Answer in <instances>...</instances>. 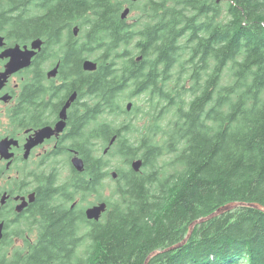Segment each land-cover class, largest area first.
Listing matches in <instances>:
<instances>
[{
	"label": "trees",
	"instance_id": "trees-1",
	"mask_svg": "<svg viewBox=\"0 0 264 264\" xmlns=\"http://www.w3.org/2000/svg\"><path fill=\"white\" fill-rule=\"evenodd\" d=\"M221 2L145 0L134 30L119 0H0L7 35L53 41L67 95L85 99L86 165L40 187L36 238L0 264H264V0ZM90 193L99 222L71 209ZM234 203L249 206L190 233Z\"/></svg>",
	"mask_w": 264,
	"mask_h": 264
},
{
	"label": "flooded vegetation",
	"instance_id": "flooded-vegetation-1",
	"mask_svg": "<svg viewBox=\"0 0 264 264\" xmlns=\"http://www.w3.org/2000/svg\"><path fill=\"white\" fill-rule=\"evenodd\" d=\"M119 1L121 12L130 10L125 20L129 28L136 30L141 19L134 21L133 12L145 0ZM216 3L223 4L221 0ZM1 17L0 10V254L10 255L22 247L16 245L19 241L24 245L25 240L36 238V227L41 221L36 214L42 197L40 187H50L48 178L56 175L58 185H63L71 177L77 183L76 175L85 173V159L80 152L85 140V99L80 100L76 93L77 99L63 119V109L74 92L67 95L63 62H55L53 41H44L40 49L33 51L30 66L22 69L23 56L32 51L34 42L23 43L21 38L7 35ZM13 55L19 60L11 66ZM54 70L56 75H52ZM62 122L65 127L57 130ZM75 158L83 160L82 172L74 167ZM65 159L71 174L61 181L57 167ZM99 203L93 193L79 195L71 209L81 211L87 220L86 211ZM26 226L28 230L23 234ZM32 233L35 237L30 236Z\"/></svg>",
	"mask_w": 264,
	"mask_h": 264
},
{
	"label": "water",
	"instance_id": "water-1",
	"mask_svg": "<svg viewBox=\"0 0 264 264\" xmlns=\"http://www.w3.org/2000/svg\"><path fill=\"white\" fill-rule=\"evenodd\" d=\"M133 2H137L139 0H132ZM130 15V10H125L122 14V20H126L128 18V16ZM74 34L75 36H78L79 34V29L78 28H75V31H74ZM42 41L41 40H36L33 45H32V51H27L28 54L27 56H23V63L21 66L22 69L30 66L31 64V60L34 56V52L35 50H38L41 48L42 46ZM26 53V52H25ZM13 60H12V64L11 66L14 65V63H16V61H18V57L16 56H12ZM139 59H142V58H139ZM83 69L86 71V72H95L97 71L98 69V64L91 60V59H88L86 61L83 62ZM52 75H56V70H54L52 72ZM77 99V94L74 93L70 100L67 102L66 106L64 107L63 109V114H62V118L65 119L66 118V111L71 107L72 103L75 102ZM133 108V103H128L127 104V110L128 111H131ZM65 127V123L62 122L61 124L58 125V128L57 130H62L63 128ZM116 141V138H114L111 143H110V146H112L114 144V142ZM109 149H106L105 150V155L108 153ZM73 165L74 167L79 171V172H82L84 170V162L83 160L79 159V158H75L73 160ZM131 168L133 169V171H135L136 173H140L142 168H143V161L141 159H136L134 160L132 163H131ZM112 177L114 180H117L118 179V173L117 172H113L112 173ZM242 206H249V205H246V204H243V203H234V204H229V205H226L222 208H220L218 211H216L215 213H213L212 215H210L209 217L205 218V219H201L197 222H195L191 228H190V233L193 231L194 227L199 224V223H202V222H205V221H208V220H211L219 215H222L226 212H229V211H232L233 209L237 208V207H242ZM253 207H256V208H259L261 209V207L259 206H256L254 205ZM107 209H108V205L107 203L103 202V203H99L98 205L96 206H93L91 208H89L87 211H86V217L88 219V221H95V222H99L102 218V216L107 212ZM187 240H185L183 243H181L180 245H178L177 247H173L172 249H176L180 246H182Z\"/></svg>",
	"mask_w": 264,
	"mask_h": 264
},
{
	"label": "rangeland",
	"instance_id": "rangeland-1",
	"mask_svg": "<svg viewBox=\"0 0 264 264\" xmlns=\"http://www.w3.org/2000/svg\"><path fill=\"white\" fill-rule=\"evenodd\" d=\"M224 6H225V4H223ZM141 14H139L138 13V11H136V9H135V11L133 12V16H132V19L134 20V21H136L137 20V18L140 16ZM129 17V16H128ZM128 102H133V103H135V102H137V103H139V105L141 106V107H143V106H145V104H146V99H144V97L142 96V97H140V98H134L132 101H128ZM127 102V103H128ZM126 103V104H127ZM68 110H70V108L68 109ZM122 119H120L119 121H117V123H118V125L119 124H121L122 123ZM137 125V127L139 126V123H137L136 124ZM135 132V131H134ZM136 160V159H135ZM63 162V164L62 163H60V165L57 167V169H58V171H60V173H61V181H63L64 179L66 180V178H67V176H69V174H71L70 173V169H69V167H68V160L67 159H65V160H63L62 161ZM111 166H112V171H115L114 169L116 168V167H118V166H120V167H122V168H126L124 165H122L121 163H118V162H116V161H113V162H111ZM53 167H55V166H53ZM52 167V168H53ZM113 180H111V179H108L107 181H106V187H105V190H104V194H105V196H110L111 195V192H112V190H113ZM86 204H84L83 206H85ZM28 230V227L26 226V227H24V228H22V232H23V234L26 232ZM29 232H32V231H29ZM30 236H32V237H35V233H32ZM16 245H18V246H24L23 245V242L22 241H19Z\"/></svg>",
	"mask_w": 264,
	"mask_h": 264
}]
</instances>
